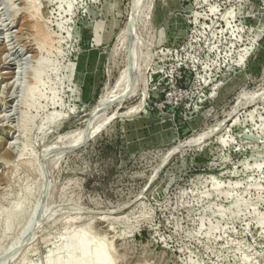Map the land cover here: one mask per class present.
Returning a JSON list of instances; mask_svg holds the SVG:
<instances>
[{"label": "rangeland", "instance_id": "374dc122", "mask_svg": "<svg viewBox=\"0 0 264 264\" xmlns=\"http://www.w3.org/2000/svg\"><path fill=\"white\" fill-rule=\"evenodd\" d=\"M2 37L0 264H264V0H0Z\"/></svg>", "mask_w": 264, "mask_h": 264}, {"label": "bare ground", "instance_id": "6f19581e", "mask_svg": "<svg viewBox=\"0 0 264 264\" xmlns=\"http://www.w3.org/2000/svg\"><path fill=\"white\" fill-rule=\"evenodd\" d=\"M0 39H2L1 41L4 43V37H2V38H0ZM7 51V50H6ZM37 74V73H36ZM38 77V76H37ZM129 115V114H128ZM113 116V115H112ZM95 124V123H94ZM89 127V126H88ZM91 128H93V127H91ZM86 129V128H85ZM90 130L91 129H89V130H87V131H89L90 132ZM79 131V130H78ZM80 132H82V133H84L85 132V130L84 131H80ZM81 133V134H82ZM67 134V133H66ZM85 134V133H84ZM68 135H69V133H68ZM71 136V135H70ZM69 136V137H70ZM73 136V135H72ZM71 136V137H72ZM80 136V135H79ZM64 137H67V135L66 136H64ZM73 141V140H72ZM245 166V165H244ZM246 168V167H245ZM46 188V187H45ZM45 188H44V190L43 191H46L45 190ZM42 191V192H43ZM42 192L39 194V195H41L42 194ZM41 197V196H40ZM39 197V198H40ZM43 198V197H42ZM41 199V198H40ZM39 199V200H40ZM55 203V202H54ZM53 204V203H52ZM55 205V204H54ZM51 206V205H50ZM53 206V205H52ZM52 209V208H51ZM46 211V210H45ZM32 213V212H31ZM52 213V212H51ZM42 215H43V213H42ZM44 215H45V212H44ZM43 215V216H44ZM46 215H47V213H46ZM49 215V214H48ZM32 216V215H31ZM41 216V215H40ZM31 218V217H30ZM40 218V217H39ZM39 218H36L37 220L39 219ZM42 218H40V220H41ZM261 219V218H260ZM8 220V219H7ZM7 220H6V222H7ZM28 220V219H27ZM262 221H263V219H261ZM29 221H30V219H29ZM35 221V220H34ZM41 222V221H40ZM8 223V222H7ZM6 223V224H7ZM38 223V222H37ZM259 223V222H258ZM39 224V223H38ZM29 225H30V223H29ZM7 226L9 227V224H7ZM26 226H27V223H26ZM23 227H24V229H25V226L23 225ZM28 227V226H27ZM5 229H7V228H5ZM9 229V228H8ZM24 229L22 230V231H24ZM19 234V233H18ZM20 234H22V233H20ZM23 234H24V232H23ZM64 234V233H63ZM65 234H69V236L67 237L68 238V242H67V244H63V242L60 244V245H58V246H55L54 248H52V250H54L55 251V253L57 252V254L54 256V257H52V258H50V259H48V262H47V264H111V262H110V260L106 257V248H105V244H102L101 243V245H95L94 247H92L91 246V237L89 236V235H83L82 234V236H75V235H73L71 232H67V233H65ZM210 234H211V232H210ZM17 236V235H16ZM23 236V235H22ZM21 236V237H22ZM67 240V239H66ZM66 240H64V242L66 241ZM16 244H17V242H16ZM13 245H14V243H13ZM11 246V245H10ZM10 246L8 247V248H10ZM7 248V249H8ZM7 249H5V252H6V250ZM10 249H12V248H10ZM53 251V252H54ZM3 252H4V250H3ZM3 252H1V254L3 253ZM49 252H50V250H49ZM58 253H64L63 254V256L62 257H59V256H57V255H59ZM48 254V253H47ZM91 257V259H90V257ZM24 261V260H23ZM22 261V262H23ZM21 262V263H22Z\"/></svg>", "mask_w": 264, "mask_h": 264}, {"label": "water", "instance_id": "95a60500", "mask_svg": "<svg viewBox=\"0 0 264 264\" xmlns=\"http://www.w3.org/2000/svg\"><path fill=\"white\" fill-rule=\"evenodd\" d=\"M90 137H91V136H90ZM90 137H89V138H90Z\"/></svg>", "mask_w": 264, "mask_h": 264}]
</instances>
